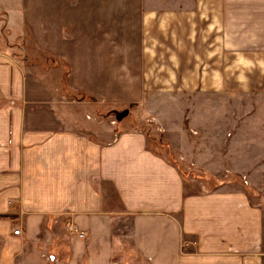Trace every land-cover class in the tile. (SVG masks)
Returning a JSON list of instances; mask_svg holds the SVG:
<instances>
[{"label":"crops","instance_id":"1","mask_svg":"<svg viewBox=\"0 0 264 264\" xmlns=\"http://www.w3.org/2000/svg\"><path fill=\"white\" fill-rule=\"evenodd\" d=\"M139 23L141 89L162 91L165 103L144 99L138 111L164 122L172 154L177 95L264 96V0H192ZM28 86L18 61L0 53V264H125L115 253L123 221L148 264H264V209L246 193L224 185L188 194L143 132L93 139L74 112H31Z\"/></svg>","mask_w":264,"mask_h":264},{"label":"rangeland","instance_id":"2","mask_svg":"<svg viewBox=\"0 0 264 264\" xmlns=\"http://www.w3.org/2000/svg\"><path fill=\"white\" fill-rule=\"evenodd\" d=\"M191 1L0 0V53H9L27 73L31 112L47 108L68 119L74 112L75 127L88 129L86 134L100 141L137 130L136 120L139 129L150 130L147 139L152 150L180 169L188 194L211 193L229 185L227 189L243 191L253 206L264 209V96L174 97L169 109L173 118L179 116L181 130L173 135L174 157L158 144L168 138L164 122L153 115L146 121L149 113L138 111L144 99L158 107L165 103L159 97L162 91H149V95L141 89L140 16L151 10L187 8ZM66 100L75 106L64 104ZM37 101L43 107H35ZM141 114L142 121L137 118ZM228 114L236 115L235 120ZM246 115L253 117L245 120ZM98 130L104 132L101 139ZM196 157L210 163L209 169L198 168ZM116 231L118 259L148 264L134 250L127 222H120Z\"/></svg>","mask_w":264,"mask_h":264},{"label":"trees","instance_id":"3","mask_svg":"<svg viewBox=\"0 0 264 264\" xmlns=\"http://www.w3.org/2000/svg\"><path fill=\"white\" fill-rule=\"evenodd\" d=\"M134 122L136 123V128H137V130H139L140 132L145 133V135L148 136V137L151 136V135H150V130H149V129L147 130V128H143V127H142V129H139L140 127H139V125L137 124V121L135 120ZM152 140H153V138H152ZM158 144H159L160 147H163V148L166 147V145H165L164 143H162V142H159ZM149 147L152 148V144L149 143ZM179 171H180V169H179ZM180 173H181V171H180ZM181 175H182V173H181ZM240 180H242V182H244L243 184H244L246 187H248L250 194H252V195L255 194L254 189H253V188H252L247 182H245L243 179H240Z\"/></svg>","mask_w":264,"mask_h":264},{"label":"built area","instance_id":"4","mask_svg":"<svg viewBox=\"0 0 264 264\" xmlns=\"http://www.w3.org/2000/svg\"><path fill=\"white\" fill-rule=\"evenodd\" d=\"M69 230H73V228H69ZM20 233H21L20 229H17V230L14 231V234H15L16 236L20 235ZM80 237H81V238H84L85 235H84V234H81Z\"/></svg>","mask_w":264,"mask_h":264}]
</instances>
